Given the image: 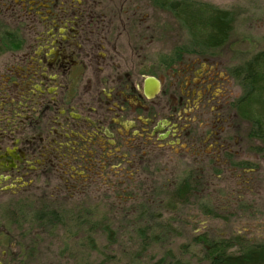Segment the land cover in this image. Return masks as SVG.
<instances>
[{
	"label": "flooded vegetation",
	"instance_id": "af4514ba",
	"mask_svg": "<svg viewBox=\"0 0 264 264\" xmlns=\"http://www.w3.org/2000/svg\"><path fill=\"white\" fill-rule=\"evenodd\" d=\"M162 12L157 0H0V264L66 239L73 213L99 235L113 208L135 235L164 238L262 189L232 64L190 41L159 46Z\"/></svg>",
	"mask_w": 264,
	"mask_h": 264
},
{
	"label": "rangeland",
	"instance_id": "374dc122",
	"mask_svg": "<svg viewBox=\"0 0 264 264\" xmlns=\"http://www.w3.org/2000/svg\"><path fill=\"white\" fill-rule=\"evenodd\" d=\"M192 1L233 12V33L228 44L219 53L226 61L231 64L239 63L264 49V0ZM154 20L159 27L155 38L159 46H173L177 41L189 39L186 29L172 13L156 14ZM260 168L264 173V164H260ZM249 198L238 205L231 201L227 204L216 202V208L206 206L203 209L213 214L210 218L196 215V225H191L190 231L182 232L180 228L181 230H175L177 232L173 235L164 238H138L131 230L132 223L128 224L130 217L124 218L113 208L103 207L98 215L99 219L103 216V221H99L103 234H79L69 239H42L40 254L36 257L27 256L24 263L96 264L108 256L113 257L111 264H211V257L216 256L208 249L211 243H222L218 253L222 250L225 253L237 252L238 245L232 239L236 237L251 243H264V178L262 189H258ZM221 206H225L226 210H220ZM185 226L187 224L183 225ZM106 229L112 231L115 239L111 245ZM86 237L92 239L90 242L95 250L88 248V240L83 239Z\"/></svg>",
	"mask_w": 264,
	"mask_h": 264
},
{
	"label": "trees",
	"instance_id": "16d2710c",
	"mask_svg": "<svg viewBox=\"0 0 264 264\" xmlns=\"http://www.w3.org/2000/svg\"><path fill=\"white\" fill-rule=\"evenodd\" d=\"M160 7L171 12L175 18L186 29V34L190 41L196 43V47L201 50H216L221 53V49L228 44L233 33L234 14L232 11L197 4L192 0H157ZM185 48H188L185 45ZM191 48V46H189ZM232 73L235 74L240 81L247 103V110L244 114L252 125V136L263 144L264 153V49L249 56L245 61L233 63L231 66ZM75 218L73 221V229L66 239L78 236L79 234H90L92 230H85L79 217L81 213H73ZM96 222H94L95 226ZM128 224H131L130 222ZM107 226V225H106ZM132 230V229H131ZM138 238H145L146 232L142 229ZM109 236L108 241L111 245L114 242L112 231L106 229ZM93 234V233H92ZM160 234H156L153 230V238H160ZM87 238V237H86ZM88 240V248L95 250L91 244L90 237ZM234 243L238 245L237 252L225 253L220 250L219 246L211 243L208 246L209 251L214 252L216 256L211 257V264H264V243H251L245 241L241 237L232 238ZM65 241V240H63ZM206 242V240H203ZM200 241V243H203ZM216 242V241H215ZM101 254V253H99ZM113 257L106 256L96 264H111ZM114 260V259H113ZM181 264V263H176Z\"/></svg>",
	"mask_w": 264,
	"mask_h": 264
}]
</instances>
